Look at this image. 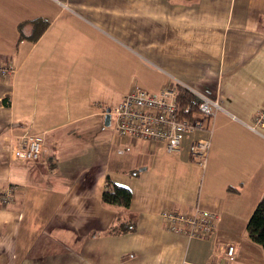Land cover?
<instances>
[{"label": "crops", "instance_id": "obj_1", "mask_svg": "<svg viewBox=\"0 0 264 264\" xmlns=\"http://www.w3.org/2000/svg\"><path fill=\"white\" fill-rule=\"evenodd\" d=\"M2 66L0 264H205L228 243L233 264H264L245 229L264 194V0H0ZM180 82L222 107L205 168L189 145L206 131L169 152L105 124L133 87ZM27 133L38 160L12 154ZM109 178L134 232H108ZM198 208L219 214L209 238L169 229L166 211Z\"/></svg>", "mask_w": 264, "mask_h": 264}, {"label": "built area", "instance_id": "obj_2", "mask_svg": "<svg viewBox=\"0 0 264 264\" xmlns=\"http://www.w3.org/2000/svg\"><path fill=\"white\" fill-rule=\"evenodd\" d=\"M2 74H8L9 68L0 67ZM182 85L200 98L198 113L193 118H182L178 112V86ZM219 101L212 100L205 93L195 90L180 82L167 85L158 92H150L140 86L133 87L120 102L111 108L110 126L119 135L142 138L165 144L169 152L179 151L184 138L197 131H206L208 137L193 138L189 151L202 168L208 161L211 147V135L217 112L221 110ZM264 122V106L257 123ZM44 137L39 134H25L12 147V154L20 160L35 161L42 154ZM10 193L0 192V200L8 201ZM164 218L169 229L190 238H209L216 231L219 214L214 211L198 208L193 214H182L166 211ZM236 247L228 243L220 250V257L212 256L205 264H233Z\"/></svg>", "mask_w": 264, "mask_h": 264}, {"label": "trees", "instance_id": "obj_3", "mask_svg": "<svg viewBox=\"0 0 264 264\" xmlns=\"http://www.w3.org/2000/svg\"><path fill=\"white\" fill-rule=\"evenodd\" d=\"M38 25L40 26L39 23ZM43 31L44 27L41 26L37 32L41 33ZM177 86L179 115L182 118L191 119L198 113L201 100L186 87L180 84ZM132 198L133 194L127 186L115 183L111 184L109 178V186L103 191L102 199L104 203L115 206L118 209L109 226V233L113 235L127 234L134 232L137 228V216L128 212ZM246 232L251 241L264 249V194L248 220Z\"/></svg>", "mask_w": 264, "mask_h": 264}, {"label": "water", "instance_id": "obj_4", "mask_svg": "<svg viewBox=\"0 0 264 264\" xmlns=\"http://www.w3.org/2000/svg\"><path fill=\"white\" fill-rule=\"evenodd\" d=\"M111 108L107 109L106 116H105V124L108 126L110 125L111 115H110Z\"/></svg>", "mask_w": 264, "mask_h": 264}, {"label": "rangeland", "instance_id": "obj_5", "mask_svg": "<svg viewBox=\"0 0 264 264\" xmlns=\"http://www.w3.org/2000/svg\"><path fill=\"white\" fill-rule=\"evenodd\" d=\"M142 87H145V86H142ZM118 102H120V101H118ZM118 102H117V103H118ZM117 103H114L113 106H114L115 104H117ZM104 118H105V117H104ZM118 135H119V134H118ZM245 229H246V228H245Z\"/></svg>", "mask_w": 264, "mask_h": 264}]
</instances>
